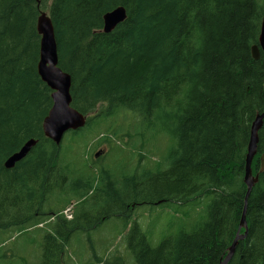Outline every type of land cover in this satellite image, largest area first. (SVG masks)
Here are the masks:
<instances>
[{"label": "trees", "instance_id": "16d2710c", "mask_svg": "<svg viewBox=\"0 0 264 264\" xmlns=\"http://www.w3.org/2000/svg\"><path fill=\"white\" fill-rule=\"evenodd\" d=\"M119 6L126 8V20L104 32V14ZM42 11L55 28L59 65L72 76V106L88 117L85 127L70 131L72 138L129 111L151 137L168 132L177 140L155 171L146 168L117 180L122 186L114 190L118 209L109 210V217L123 216L131 224L127 243L135 264H221L239 232L251 128L264 111V54L261 50L257 60L252 55L259 45L264 0H0L4 230L38 222L49 196L65 193L69 181L62 144L43 130L54 91L38 69ZM32 138L37 144L28 156L6 168L7 158ZM263 155L264 124L252 163L259 179L246 207L248 234L228 264H264ZM107 176L104 170L97 184L90 178L82 191L70 194L85 197L79 210L89 206ZM205 197L210 199L196 223L155 247L138 221H129L141 205L183 206ZM88 218L85 209L72 221L56 216L44 237L41 264H64L65 247L76 232L86 230Z\"/></svg>", "mask_w": 264, "mask_h": 264}, {"label": "rangeland", "instance_id": "374dc122", "mask_svg": "<svg viewBox=\"0 0 264 264\" xmlns=\"http://www.w3.org/2000/svg\"><path fill=\"white\" fill-rule=\"evenodd\" d=\"M144 128L146 126L141 125L137 114L125 111L74 138L71 132H67L62 140V159L69 169L68 193L61 194L56 190L50 195L45 204L46 213L27 228L0 229V264H41L44 237L47 231L53 230L52 221L61 214L70 221L75 220L83 209L89 214V223L85 224V231L76 232L69 240L65 247L64 264H135L134 254L127 243L131 224L126 225L123 216L109 217V210L118 209L114 190L122 186L119 187L117 180L122 181L124 176L146 168L155 171L177 143L168 132L151 137V133ZM98 151L102 153L96 157ZM104 170L110 177L100 182L96 197L88 200L92 211L87 206L79 210L85 197L72 195L82 191L90 178L97 180V184ZM109 180L114 182L112 189L107 187ZM69 198H72L69 204L58 203H64ZM209 199L205 197L200 203L191 202L183 206L177 203H168L163 207L141 205L129 221L137 220L142 232L155 247L183 226L190 229L204 214ZM81 221L85 222L84 219Z\"/></svg>", "mask_w": 264, "mask_h": 264}, {"label": "water", "instance_id": "95a60500", "mask_svg": "<svg viewBox=\"0 0 264 264\" xmlns=\"http://www.w3.org/2000/svg\"><path fill=\"white\" fill-rule=\"evenodd\" d=\"M127 10L123 6H119L106 14H104V28L106 33L112 32L116 26L124 22L127 18ZM38 31L41 35L40 61L38 65L40 77L54 91L52 93L53 105L43 122L44 134L47 138L60 146L67 132L79 130L85 127L87 123V115L83 114L72 106V76L64 71L59 65V52L56 40L55 28L48 12L42 11L38 17ZM261 50L264 54V17L262 20L261 34L259 37V45H254L252 55L257 60L261 58ZM264 124V111L257 113L251 128L250 142L246 159L245 182L247 185V193L245 198V207L242 214L238 235L234 243L229 248L227 256L222 260L221 264H228L233 257L239 240L244 239L248 234V222L246 219V211L248 198L253 187L258 182L259 174L254 175L252 163L258 154L259 131ZM37 140L32 138L16 152L11 154L4 163L8 169H12L19 162L25 159L37 144ZM102 152L98 151L95 156L98 157ZM264 171V155L262 156V166L260 172ZM245 229L244 233L241 230Z\"/></svg>", "mask_w": 264, "mask_h": 264}]
</instances>
